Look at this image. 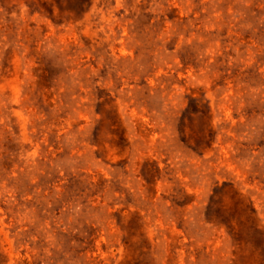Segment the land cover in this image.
Instances as JSON below:
<instances>
[{
  "label": "rangeland",
  "instance_id": "rangeland-1",
  "mask_svg": "<svg viewBox=\"0 0 264 264\" xmlns=\"http://www.w3.org/2000/svg\"><path fill=\"white\" fill-rule=\"evenodd\" d=\"M0 264H264V0H0Z\"/></svg>",
  "mask_w": 264,
  "mask_h": 264
}]
</instances>
